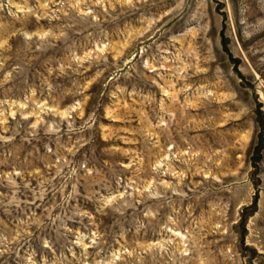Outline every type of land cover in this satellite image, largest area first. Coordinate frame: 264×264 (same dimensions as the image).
<instances>
[{
    "label": "rangeland",
    "instance_id": "374dc122",
    "mask_svg": "<svg viewBox=\"0 0 264 264\" xmlns=\"http://www.w3.org/2000/svg\"><path fill=\"white\" fill-rule=\"evenodd\" d=\"M0 264H264V0H0Z\"/></svg>",
    "mask_w": 264,
    "mask_h": 264
}]
</instances>
